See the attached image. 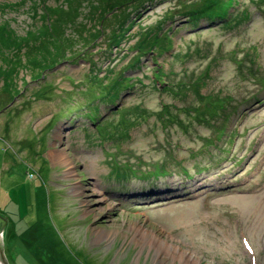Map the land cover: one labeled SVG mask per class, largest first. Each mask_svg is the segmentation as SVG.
<instances>
[{
	"label": "rangeland",
	"instance_id": "obj_1",
	"mask_svg": "<svg viewBox=\"0 0 264 264\" xmlns=\"http://www.w3.org/2000/svg\"><path fill=\"white\" fill-rule=\"evenodd\" d=\"M150 1L0 0L1 264H264V0Z\"/></svg>",
	"mask_w": 264,
	"mask_h": 264
},
{
	"label": "trees",
	"instance_id": "obj_2",
	"mask_svg": "<svg viewBox=\"0 0 264 264\" xmlns=\"http://www.w3.org/2000/svg\"><path fill=\"white\" fill-rule=\"evenodd\" d=\"M102 1V3H105V2H107V1H109V0H101ZM110 1H112L113 3H116L115 4V7L114 8H116V9H118V8H120L121 9V11L124 9V7H123V5H124V3L125 2H122V0H110ZM152 1V0H151ZM150 1V2H151ZM206 2H204L203 3V5L200 7V11H198V10H195V11H193V13L195 12V14H197L198 16L200 15L201 17L203 16V18H204V16H205V14H207V15H209L210 17H212L214 14H216L215 13V7H216V3H218V2H220L221 4H223V11H220L217 15L220 17V19H225V17L228 15V13H227V11H226V5H225V2L224 1H219V0H205ZM151 3H153V2H151ZM100 4H101V2H100ZM219 20V19H218ZM48 28V27H47ZM1 31H4V32H9V33H12V35L13 36H16L15 34H13L14 32L10 29V27H8V26H5L4 24L2 25V27H1ZM48 30H50V31H52L53 29L51 28V29H48ZM157 36V35H156ZM8 38V37H7ZM166 38H168L169 40H170V42H172V36H170L169 34H168V36H166ZM119 42V41H118ZM117 42V43H118ZM116 43V44H117ZM205 76V75H204ZM154 77H155V79H156V81L157 82H159V77L158 76H155L154 75ZM201 77H203V75L201 76ZM199 84V83H198ZM125 88H128V85H126L125 86ZM199 94V93H198ZM108 96H109V105L110 106H112V105H114V106H117L116 104H117V98L115 97V96H113V93H108ZM199 96L202 98V99H206L205 97H203V96H201L200 94H199ZM111 98H113V99H111ZM209 99H211V98H209ZM219 101L217 102V105H219ZM217 105H214V107L215 106H217ZM220 105H222V104H220ZM207 109L208 110H211L212 108L211 107H209V106H207ZM89 119H90V121H93V123L97 120V119H99V118H97V117H94V116H92V115H90L89 114Z\"/></svg>",
	"mask_w": 264,
	"mask_h": 264
},
{
	"label": "bare ground",
	"instance_id": "obj_3",
	"mask_svg": "<svg viewBox=\"0 0 264 264\" xmlns=\"http://www.w3.org/2000/svg\"><path fill=\"white\" fill-rule=\"evenodd\" d=\"M62 157V155H60ZM1 261V260H0ZM1 264V263H0Z\"/></svg>",
	"mask_w": 264,
	"mask_h": 264
}]
</instances>
